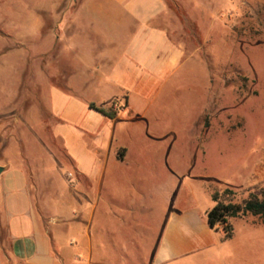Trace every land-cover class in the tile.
<instances>
[{
	"label": "crops",
	"instance_id": "crops-1",
	"mask_svg": "<svg viewBox=\"0 0 264 264\" xmlns=\"http://www.w3.org/2000/svg\"><path fill=\"white\" fill-rule=\"evenodd\" d=\"M166 15L164 0H83L75 17L57 26L62 36L56 40L62 37L64 45L75 40L59 55L68 60L71 53L79 64L65 61L56 73L62 90L48 82L56 119L52 132L77 176L78 191L74 198L68 195L67 207L86 217L67 211L44 216L25 171L0 165V264H175L193 257L249 264L234 227L261 226L231 219L233 234L224 241L221 229L206 223L212 194L234 189L211 188L212 205L205 208L185 205L177 190L162 199L150 198L146 189L153 182L157 189L166 187L168 177H177L185 166L175 158L185 153L172 147L175 136L169 149L154 143L165 138L157 134L163 114L170 112L172 123L179 117L163 92L183 90L178 79L194 72L192 54L186 57L183 45L169 38ZM174 77L175 85L168 87ZM91 86L99 88L96 106L114 103L113 120L91 110L76 93ZM195 93L199 103L200 90ZM147 152L164 156L160 177L151 173ZM97 248L99 256H94Z\"/></svg>",
	"mask_w": 264,
	"mask_h": 264
},
{
	"label": "rangeland",
	"instance_id": "rangeland-1",
	"mask_svg": "<svg viewBox=\"0 0 264 264\" xmlns=\"http://www.w3.org/2000/svg\"><path fill=\"white\" fill-rule=\"evenodd\" d=\"M82 1L0 0V165L25 171L46 217L63 211L76 214V208L67 204L68 195L74 198L78 191L77 176L62 141L53 135L56 119L46 88L52 81L62 90L56 73L65 61L72 67L79 64L71 53L67 52L68 60L59 55L75 40L64 45L62 37L55 36H62L57 26L73 19ZM164 2L169 38L183 45L186 57L192 54L194 72L178 79L183 90L163 92L168 103H175L179 117L172 123L173 115L163 114L157 134L165 138L154 141L169 149L175 136L172 147L185 152L175 158H182L185 166L177 177L169 176L161 190L151 183L146 188L149 197L171 198L177 190L185 205L200 208L212 205L211 188L234 189L233 196L217 192L224 203H240L249 193L264 198V0ZM174 81L176 77L167 86ZM76 93L88 104L99 105V88H79ZM151 153L145 159L151 173L160 177L164 156ZM242 219L261 226L234 227L245 261L264 264V216ZM96 221L91 222V232ZM92 253L99 256V249ZM225 260L193 257L175 264H236L234 259Z\"/></svg>",
	"mask_w": 264,
	"mask_h": 264
},
{
	"label": "trees",
	"instance_id": "trees-1",
	"mask_svg": "<svg viewBox=\"0 0 264 264\" xmlns=\"http://www.w3.org/2000/svg\"><path fill=\"white\" fill-rule=\"evenodd\" d=\"M91 110L101 114L109 120H113L117 111L114 108V103L107 107H99L95 104L88 105ZM224 195L233 196L231 190H225ZM212 201L214 206L206 212V223L210 229L217 231L220 226L223 233V240H229L233 234V228L230 223L231 219H242L248 216L263 217L264 216V198H260L255 193H249L248 197L240 203H233L231 201L224 203L220 200L219 193L212 194Z\"/></svg>",
	"mask_w": 264,
	"mask_h": 264
},
{
	"label": "water",
	"instance_id": "water-1",
	"mask_svg": "<svg viewBox=\"0 0 264 264\" xmlns=\"http://www.w3.org/2000/svg\"><path fill=\"white\" fill-rule=\"evenodd\" d=\"M4 172V168L2 166H0V176L1 174Z\"/></svg>",
	"mask_w": 264,
	"mask_h": 264
}]
</instances>
